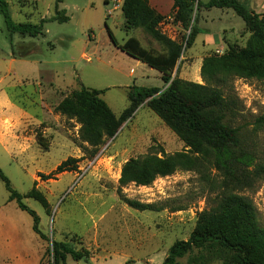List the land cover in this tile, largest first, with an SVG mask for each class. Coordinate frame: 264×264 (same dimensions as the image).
Returning a JSON list of instances; mask_svg holds the SVG:
<instances>
[{
    "label": "rangeland",
    "instance_id": "rangeland-1",
    "mask_svg": "<svg viewBox=\"0 0 264 264\" xmlns=\"http://www.w3.org/2000/svg\"><path fill=\"white\" fill-rule=\"evenodd\" d=\"M6 1L15 23L40 24L48 19L44 36L30 38L17 33L10 38L0 13V59L6 57L11 41L16 56L13 65L7 62L0 67V89L4 87L0 94V169L21 195L35 187L46 197L48 209L30 197L22 201L40 217V229L50 242L34 232L32 216L10 199L0 178V264H54L52 254L46 253L52 241L87 252L90 264H162L175 242L189 239L199 213L210 209L222 190L223 177L213 158L191 153L146 105L100 147L84 140L82 125L57 113L55 107L84 87L103 90L100 97L120 117L130 105L131 87H158L162 91L168 87L158 70L145 63L138 65L136 59L119 50L108 29L118 43L135 37L160 54L166 53V47L142 28H126L124 0H62L58 7L68 17L64 23L49 21L55 16L57 0ZM200 1L202 6L186 21V27L163 18L158 31L182 43L174 76L209 84L201 73L203 61L225 56L230 47L246 48L251 33L232 11L208 9L204 5L210 0ZM244 4L264 13V0H244ZM110 9L114 12L108 17ZM196 15L201 33L194 46H189ZM225 31L219 46L205 47V34L223 36ZM21 54L26 57H19ZM225 86V93L238 100L235 126L240 127L242 142L264 164V126L254 125L264 116V82L236 76ZM182 153L199 159L198 167L178 168L149 186L120 184L122 168L131 158ZM69 158L79 160L76 170L46 179ZM242 194L254 201L264 224V179ZM126 200L150 204L154 209L137 210ZM186 262L187 258L181 260ZM66 264L88 263L68 257Z\"/></svg>",
    "mask_w": 264,
    "mask_h": 264
},
{
    "label": "trees",
    "instance_id": "trees-1",
    "mask_svg": "<svg viewBox=\"0 0 264 264\" xmlns=\"http://www.w3.org/2000/svg\"><path fill=\"white\" fill-rule=\"evenodd\" d=\"M177 14L175 21L184 24L192 19L193 12L202 6L200 0H174ZM57 0L55 16L49 21L64 23L66 13L59 10ZM206 8L230 9L239 16L251 33L249 44L244 49L229 48L222 57L206 58L202 65V76L209 84H199L179 78L175 74L182 56V43L166 37L158 31V24L164 20L152 8L149 0H124L122 13L126 28H142L154 39L166 47V53L160 54L142 45L135 37L128 38L123 44L117 42L111 31L108 33L113 44L130 57L147 64L162 74L165 90L158 87L133 86L129 91L130 105L120 117H116L108 104L100 97L103 90L82 88L73 95L64 98L55 107V111L82 125V138L95 147H100L113 138L121 126L142 106L151 109L185 144L193 154H208L213 158L214 166L222 174V190L215 197L210 209L199 213L193 232L186 241H177L169 249L162 264H264V224L254 201L242 192L252 190L264 179V164L259 162L257 154L246 148L242 142L240 127L235 126L238 117V100L226 94L223 87L234 77L257 79L264 82V13L249 9L244 0H210ZM0 13L4 16L10 38L14 34L22 37L39 38L44 36V25L15 23L11 19L9 4L0 0ZM195 26L187 40L194 43L200 30ZM188 46V47H189ZM227 87V86H225ZM256 127L264 126V116L256 119ZM79 160L69 158L56 170L47 175L53 179L59 174L74 171ZM199 159L188 154L172 156L146 155L131 158L122 168L120 184L135 183L149 186L158 177L172 175L178 168L194 170ZM0 178L10 192V199L16 200L18 207L33 218V230L44 241L50 239L40 229V217L25 205L23 197H30L49 208L46 197L35 187L25 196L15 191L8 177L0 169ZM137 210H153L154 206L137 201L126 200ZM54 264H66L67 258L85 261L90 264L87 252L78 250L69 243L51 242ZM125 264H129L128 262Z\"/></svg>",
    "mask_w": 264,
    "mask_h": 264
},
{
    "label": "crops",
    "instance_id": "crops-1",
    "mask_svg": "<svg viewBox=\"0 0 264 264\" xmlns=\"http://www.w3.org/2000/svg\"><path fill=\"white\" fill-rule=\"evenodd\" d=\"M149 3L152 6V8L156 11V13H157L158 16H162L164 18H169L172 21L175 20L173 14H177V11H176V3H175L174 0H149ZM117 10H119V9H117ZM117 10H115V11H117ZM225 10L226 11H232L230 9H225ZM112 12H114V10H112V9L108 10V17L112 16V14H110ZM232 13H234V12L232 11ZM172 15H173V18H171ZM177 24L179 25L180 24V21H178ZM200 33L196 36L195 41H194V44L196 43V40H197L198 36L200 35ZM226 33L227 32L225 31L224 34H223V36H220L217 33H215V34H213V33H207V34H205L204 35V38H202V40H205L206 41L205 47L208 48V49H210L211 47L219 46L223 42L221 40L224 39ZM123 43H120V44H123ZM194 44L192 46H194ZM13 45L14 44H12V41H11V46H10V44L7 45V46L4 45V46H6V49H7L5 51L6 52V57H4L5 59L1 57L2 59H0V67L2 65L5 66L6 65L5 63H7V62L10 64V66L13 65L16 62L15 52H14V50H12L13 49ZM19 57L25 58L26 55L21 54V55H19ZM136 62L138 63V65H142L141 64L142 63L141 61H138L137 60ZM161 76H162V74H161ZM1 82H3L2 81V78H0V86L2 84ZM3 88L0 89V94L3 92ZM41 260H42V256L40 258V262H41Z\"/></svg>",
    "mask_w": 264,
    "mask_h": 264
},
{
    "label": "built area",
    "instance_id": "built-area-1",
    "mask_svg": "<svg viewBox=\"0 0 264 264\" xmlns=\"http://www.w3.org/2000/svg\"><path fill=\"white\" fill-rule=\"evenodd\" d=\"M119 7V5H116V7L115 8H118ZM111 14V13H110Z\"/></svg>",
    "mask_w": 264,
    "mask_h": 264
}]
</instances>
